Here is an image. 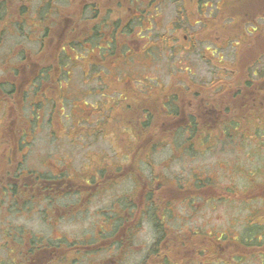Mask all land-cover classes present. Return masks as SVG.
I'll use <instances>...</instances> for the list:
<instances>
[{
    "label": "rangeland",
    "instance_id": "1",
    "mask_svg": "<svg viewBox=\"0 0 264 264\" xmlns=\"http://www.w3.org/2000/svg\"><path fill=\"white\" fill-rule=\"evenodd\" d=\"M89 1L96 2L100 9L109 10L101 11L104 14L108 12L106 17L109 21L102 24V31L111 29V20L118 22L119 28L127 26L126 30L129 29L128 33L123 32L116 38L115 55L103 57L102 47H98L104 45L100 38H89L92 41L89 53L82 48L73 51L69 48L64 53L62 43L67 39L74 43L75 39L83 37L82 34H88L90 26L100 21L102 13H93L89 9L84 14V3L81 2V19H61L59 14L56 16L54 13L57 9L65 12L67 0H49V89L43 90L33 100L14 95L6 99L5 104L0 103V119L5 121L0 128V138L7 145L14 139L30 142L29 147L21 150L0 148V170H3L2 175L17 178L14 188L19 185L18 178L23 175L25 184L27 181L33 184L28 180V172L44 176L60 172L71 178L68 186L70 190L82 182L86 186L87 196L83 203H79L77 196L54 198L53 207L49 206V197L45 200L46 194L33 192V189L18 200L15 197L12 199V196L0 197L3 204H0V264H17L19 261L14 256L20 249L47 247L49 239L54 242L51 248L62 256L66 252L63 250L68 248L66 238L73 241L68 243V250H73L74 254L69 259H57L49 264H138L148 246L141 241L147 233V225H142L131 249L123 244V250L120 251L117 245H113L112 237L127 228L129 218L124 208L129 191L141 189L146 180L152 185L155 179V184L164 188L174 187V184L184 187L191 178L197 179L194 177L196 172L199 178H213L212 183H207L210 188L264 189V122L255 134L252 129L257 122L251 118L247 123L242 120L245 129L231 128L228 132L216 129L220 115L237 118L246 113L247 117H252L247 112L253 111L250 98L254 92L241 102L243 108L239 109L238 105L240 112L237 108L229 111L224 108L226 102H232V98L238 102L242 100L245 93L257 87L256 82L264 78V55L261 56L264 52V18H255L264 16V0H238L239 5L230 3L222 17L226 18L222 20L226 25L208 28L205 22L216 16L218 11H223V0H207L208 4H212L211 8L201 11L192 6L197 0H162L156 5L155 11L143 17L140 11L146 0ZM5 2L6 8L2 9V14L9 15L13 20L9 23L4 21L6 25L0 41V64L2 57L10 54L8 65L13 66L17 64L18 55L15 53L22 50L21 46L26 50L34 48L36 42L29 41L26 34L35 26L38 27L31 22L37 14L40 16V13H45L47 5L45 0H33L32 5L22 4L28 13L32 11L30 20L15 26L17 16L14 15L18 2ZM229 9L234 16L227 14ZM95 14L97 18L93 20ZM253 25L257 27L256 33L247 35L246 43H241V47L235 39L228 42L224 38L227 33L222 35L229 29H252ZM70 26H74V29L71 30ZM35 33L31 39L39 40L40 32L37 35ZM214 43H218L219 47ZM206 46L214 49L209 53ZM129 49L133 53L125 55ZM219 54L223 57L217 62L216 56ZM86 55L87 63L84 59H76V56ZM26 61H22V64L26 65ZM41 61L46 62L44 59ZM236 63L251 68L243 71L239 69L235 73ZM7 70L5 73L0 71V82L8 83L6 89L14 78ZM253 70L256 71L255 76L252 75ZM17 71L24 74L19 66ZM225 72L250 80V85L242 82L243 90L237 97L233 96L234 88L221 89L215 94L216 98L222 100L215 101L221 103L218 112L216 108L207 109L210 102L201 97L186 96V86L210 82L220 75L224 77ZM110 79L111 82L108 81ZM129 79L135 83L137 91L134 93L131 92ZM189 80L194 84H189ZM158 88L168 89L174 95L178 93L179 97L161 95L153 99L149 97L152 94H149L145 95L147 98H141L145 92H158ZM129 92L136 101L128 95L124 101L119 99L120 93L124 97V93ZM62 95L65 96L63 103L59 99ZM167 102L171 109L175 108V112H168ZM190 116L198 118L197 123L203 125L202 130L195 128L196 132L191 133L183 128L175 132L183 120ZM136 120L143 121V132L131 133L129 129L133 131L136 127L129 124ZM172 133L174 137L169 139ZM132 137H136L134 141L137 142L149 138L159 141V144L145 149L144 153L141 148L135 149L138 152H131L128 150L132 148L127 149L126 145ZM180 142H184L186 148H180ZM207 143L213 144L211 148H203ZM21 170L27 173L20 176L17 172ZM83 173L88 176L91 174L87 184L80 181ZM247 181L250 182L248 187ZM74 202L78 203L69 205ZM113 204L117 207L112 208ZM240 204L230 206V209L244 210V214L246 206ZM115 211L118 213L117 225L108 220ZM217 211L220 219L222 213L220 209ZM58 237L60 239H56ZM261 248L264 249V245ZM258 259L252 257L248 264H260Z\"/></svg>",
    "mask_w": 264,
    "mask_h": 264
},
{
    "label": "flooded vegetation",
    "instance_id": "2",
    "mask_svg": "<svg viewBox=\"0 0 264 264\" xmlns=\"http://www.w3.org/2000/svg\"><path fill=\"white\" fill-rule=\"evenodd\" d=\"M16 1L18 4L14 16L17 17L15 18L16 21L14 24L18 26L30 20V14L32 13V11L28 13L27 9L22 8V4L32 5L33 0ZM19 1L22 3H19ZM81 2L84 3V14L89 9L93 10L91 8L93 5V7H99L94 1L67 0V10L65 12L59 10L61 19H81L82 15L79 11ZM45 3L47 5L45 13H40V16L37 14V17L31 22L32 24L38 25L39 28L35 26L36 28H31L32 30H29V33L26 34L29 41L36 42V44H33L34 48L32 50H26L21 46L22 50L15 53L18 55V59L16 61L17 64H13V66L8 65L11 61L10 54L2 57L0 71L5 73V69H8L14 77L9 82L7 89L6 85L8 83L0 82V103L2 104H5L6 99H10L14 95H22L33 100L43 90L49 89V81L51 80L49 79V62H47L49 61V0H45ZM4 8H6V2L5 0H0V41L2 34L4 35L5 33L6 22L9 23L12 19L9 18V15L3 16L2 9ZM93 13L95 12L93 11ZM56 25L59 30L60 26L58 23ZM70 29L73 30L74 26H70ZM33 32H36V35L37 32H40L39 40L31 39ZM15 54L14 58L16 59ZM41 59L46 60V62H42ZM25 60H27L26 65H23L22 61ZM8 66L10 67L8 68ZM18 66L19 70L24 74L21 75L17 71ZM12 68H15L14 71L11 70ZM33 73L35 75H32ZM253 73L256 74V71H253ZM256 84L257 87H254L253 90L254 96L250 100L253 101L252 107L260 112L261 106H263L261 100H264V78L259 80V83L256 82ZM2 86L5 88L2 89ZM242 98V102H244L249 97L245 98L243 96ZM4 122V120L0 119V128L4 126ZM142 122L136 120L130 123L129 125L136 128L133 131L130 128L129 132H143L144 125ZM210 127L209 124L208 128ZM191 128L192 126H188L185 130H190ZM135 138L132 137L128 145H126L127 149L132 148L128 151L133 152L134 150L138 152L135 149L141 148L144 153L145 149L159 144V141L149 140V138L141 142L134 141ZM5 143L7 142L0 138V148L7 147L10 150H14L15 148L21 150L30 146V142L17 139L12 140L9 145ZM179 146L180 148H186L184 142H180ZM2 172L3 170H0V197L12 196V199L15 197L18 200L22 195L30 194L33 189V192H43L46 194L45 200L49 197V206L53 207L52 203L54 198H63L66 195L74 198L77 196L79 203H83L84 197L87 196L86 186L82 185V182L78 184L79 186L76 185V188L79 187L78 189L70 190L68 186H70L69 182H71V178L60 172L56 174L52 173L47 177L35 172L33 174L28 172V180H31L34 185L28 181L25 184L23 175L22 178H18L19 185H16V188H14V184L17 178L15 176L10 178L11 176L8 177L7 174L2 175ZM25 173L27 172L21 170L19 174L22 176ZM195 173L194 177L197 179L192 180L193 178H191L190 182L184 187L180 185L177 187V184H174V187L164 188L161 185L155 184V179H153L152 185L150 183L148 184L146 180L141 189H131L126 197V208H124L127 218H129L127 228L124 232L116 233L112 237L114 241L113 245H117L120 251L123 250L121 246L123 244H126L131 249L136 234H138L139 230L142 229V225L145 223L147 225V233L141 241H144L148 246L138 264H212L215 262L235 264L238 260L244 262V264H248L251 262L249 259L252 257H259V263L264 264V249L261 248L264 245V189L210 188L207 187L209 186L207 183H212L213 178L211 176L199 178ZM86 174L83 173L82 178L84 180L81 179L80 181H84L87 184L91 179V174L89 176ZM179 184L183 183L179 182ZM93 192L96 193L97 191L94 190ZM76 203L78 202H74L73 204L69 203V205ZM240 203H244L246 206V212L244 214H242L244 210L230 209V206L236 207L237 205H241ZM0 204L3 205L1 202ZM111 207H117V205L113 204ZM13 208L16 209V205ZM218 209L222 213L220 219ZM237 213H241L242 215ZM117 214V211H115L113 216H109L108 220L110 223L117 225ZM219 220L220 222H218ZM56 239H60V237ZM66 240L69 243L73 242L69 238H66ZM78 241L76 240V242ZM69 248L68 246L67 249L63 250L66 252L62 256L58 255V252H54V249L50 247L49 252L45 254H43V250L38 252V248L30 249V251L29 249H20L19 253L14 257H17L19 261L17 264H49L50 261L57 259H60V261L69 259L74 254L73 250H68ZM119 257L120 254L117 258L119 259ZM45 261L46 263H44Z\"/></svg>",
    "mask_w": 264,
    "mask_h": 264
},
{
    "label": "trees",
    "instance_id": "3",
    "mask_svg": "<svg viewBox=\"0 0 264 264\" xmlns=\"http://www.w3.org/2000/svg\"><path fill=\"white\" fill-rule=\"evenodd\" d=\"M160 1H162V0H146V4L144 5V7L140 11L143 14L141 17L145 16L148 13L151 14L153 11H155L156 5ZM202 2H203V0H197V3H194L192 6L196 7V9H198L199 11H201L203 8H205V9H210L211 8L212 4H208L207 0H205L204 3H202ZM230 3H232L233 5H239L238 4L239 3L238 0H228V3L226 2V0H223V11L222 12L218 11L216 16L211 18L208 22L206 21L205 22V27H207V28L208 27H213V26L217 27V26H220V25L224 24V23H222V20L224 21V20H226V18L222 19V17L224 15V12H225L226 8L228 7V4H230ZM197 4L198 5L202 4V5L197 7L196 6ZM92 5H93V2H92ZM94 8H96V10L97 9L98 10L96 11V10H94ZM106 10L107 9H100V7H98V8L97 7H93V11L95 13L96 12H101V11H106ZM107 11H109V10H107ZM234 11H236V9H234ZM209 12H210V10H209ZM101 13H99V14H101ZM54 14L56 16H58L59 9H57V11H55ZM227 14L230 15V16H234V14L230 11V9H229V12ZM107 15H108V12H106L105 14L102 13L101 14L102 18L100 19V21H98L96 23H93L90 26V28H89L90 32L88 34L86 33L85 35L82 34L83 37L81 39H75L74 43L73 42L70 43V40H68V41L66 40V42L62 43V45H61L62 51L64 52L66 49H69V48L72 49L71 51H73V49L77 50L79 48H82L85 52L89 53V51H91V48L89 46H91V44H92V41L89 40V38H92V40H94L95 38H97V39L100 38L101 40H103L104 45L103 46H98V47H102V55H103V57L115 55V52H114V47L115 46L114 45L116 43V41H115L116 38L119 35H121L123 32H125V34L128 33L129 29L126 30L127 26H125V27L123 26L122 28L120 27L121 28L120 29L118 27V22H115V20H111L110 21V23H112L111 29L102 31L101 28H100L102 26V24H104L106 21L109 22L108 18L106 17ZM198 15H199V13H198ZM262 17L264 18V16H256L255 18H262ZM96 18H97V14H95L92 19L95 20ZM201 18L205 19V17H201ZM227 18H229V17H227ZM224 25H226V24H224ZM256 31H257V27L253 25L252 29H248L247 27H242L240 30L237 29V28L229 29V30H227V32H222V35L224 33H227L224 38L228 39L227 40L228 42L232 41L233 39H235L237 45L238 46L240 45V47H241V43L242 44H244V42L246 43L245 37L247 35L251 36L252 34L256 33ZM97 44H98V42H97ZM97 44H95V45H97ZM214 44H215V46L219 47L218 43H214ZM212 49H214V48H210L209 46H206V50L209 53L211 52L210 50H212ZM144 50H145V48H144ZM71 51H69V52H71ZM128 52L131 53L132 50L129 49L124 54L126 55ZM141 52H143V51H141ZM241 53H242V51H241ZM88 55H86V57H84V56H82V57L76 56V59L77 58L82 59V60L84 59L85 63H87L86 58L88 57ZM263 55H264V52H263V54L261 56H263ZM237 56L238 57L240 56L239 52L237 53ZM261 56H259V57H261ZM222 57L223 56H221L220 54H219V56H216L217 62H219ZM71 58H70V60H71ZM252 63H254V61ZM250 68L251 67L249 65H245L244 67H242V66H240L239 64L236 63V68H234V70H235V73H236L237 70H239V69L243 71L245 69L249 70ZM253 71H255V70H253ZM252 75L255 76L256 74H254L252 72ZM221 76L222 75H220L219 77H215V78L211 79L210 82L209 81L201 82L200 85H195L193 87L186 86L184 92H185L186 96H192V97H197V98L201 97L203 100H206L208 103L210 102L207 105L206 108H209L211 110L216 108V111L218 112L219 111L218 109H220L219 106L221 105V103H215V101H217V99L219 100V98L215 97L216 96L215 94L219 93L221 91V89L234 88L235 92H234L233 96L237 97L243 90L242 86H241L242 82H244V84H246V85H250V80H246V79H244V77H242L240 75L239 76L233 75V73H231V72H229V73L225 72L224 77H221ZM189 77H191V76H184L183 78H189ZM49 79H51L50 76H49ZM108 81L111 82V79L108 80ZM129 83L132 84L131 85V92L134 93V91H137V89L135 88V83L132 81V79H129ZM189 84H194V83L190 82V80H189ZM199 86H200L199 89L204 90V92L198 89ZM250 89L251 90H249V91H247L245 93V98L251 96V93L253 92L254 88H250ZM146 90L147 89H144V91H146ZM157 90H158V92L155 91V90L154 91L152 90V92H150V93L145 92V93H143L144 95L141 98L145 99V98H147L145 95H149V94H152V96H149V97L153 98V99H158V98L161 97V95L168 96V98H178L179 97L178 93H176L174 95V93L170 92L168 89L164 90L162 88V89L159 90V88H158ZM132 93H130V92L129 93H124L125 94L124 97H122L121 93H120L119 94V99L124 101L126 99V95H128V96L132 97L134 101H136L134 99ZM162 98H164V97H162ZM59 99H61L60 101L63 103L64 100H65V96H61ZM59 99H58V101H59ZM219 101H222V100H219ZM137 102H139V100ZM241 102H242V100H239V102H238L237 100L232 98V102H226V105H225L224 109H227L229 111V110H234V109L237 108V111L240 112L238 110V105H239V109L243 108V106H242L243 102L242 103ZM261 102H262L263 106H261V111L260 112L256 111L254 107L251 108L253 111L247 112V113H250L248 115H250L252 117H249V116L247 117L245 115L246 113L243 114V115H240L242 117H237V118H235V117H225L223 115H220V118H218L217 121H216L217 122V126H216L217 128L216 129L221 130V131H223V130L225 131L226 130V132H228V129L230 130L231 128L232 129H234V128H236V129H239V128L245 129L246 126L244 124H241L242 120H245V122L247 123L249 121L248 119L251 118L250 120L253 119L254 121L257 122V125H255L253 127V129H252L253 133L255 134L257 128H261L262 127L261 124L264 122V100L262 99ZM169 105L170 104L167 102L166 106H167L168 112H171V113L175 112V108L171 109V107ZM119 107H120V105H119ZM197 122H198V118L196 119L195 116H190V117L186 118L185 120H183V122L181 123V125L179 126V128L175 132H180L181 130H183V128L185 130V128L188 127V126H192V128L190 129L191 131L187 129L188 131H190L191 133L192 132H196V129H201L203 127V125H199ZM149 124H150V121H149ZM216 129H213V131L216 130ZM153 132L155 133V131H153ZM203 133L205 135L209 134V133H206V132H202L201 134H203ZM173 135L174 134L172 133V136H170L169 139H172L174 137ZM203 140H205V139H203ZM202 145H203V143H202ZM211 145H213V144H211V143L204 144L203 148L208 149V148L211 147ZM17 173H20V171H18ZM47 176H49V175L47 174ZM47 176H44V177H47ZM246 179H247V177H246ZM246 183H247L246 184L247 186H250L249 185L250 182L247 181ZM7 188H8V185H7ZM229 189H235V188H229ZM5 197H8V196H5ZM31 243L34 244L33 242H31ZM68 243L69 242L67 241V247H68ZM53 245H54L53 240L49 239V243H47V247L37 246L36 248L39 249L38 252H41V250H43L44 251L43 254H45L46 252H49V247L51 248ZM36 248H34V249H36ZM54 252H55V249H54ZM239 263H241L240 260L235 262V264H239ZM261 264H263V263H261Z\"/></svg>",
    "mask_w": 264,
    "mask_h": 264
}]
</instances>
